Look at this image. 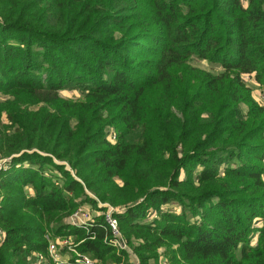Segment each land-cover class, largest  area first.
I'll use <instances>...</instances> for the list:
<instances>
[{
	"label": "trees",
	"instance_id": "16d2710c",
	"mask_svg": "<svg viewBox=\"0 0 264 264\" xmlns=\"http://www.w3.org/2000/svg\"><path fill=\"white\" fill-rule=\"evenodd\" d=\"M247 76L264 89V0H0V264H56L58 237L137 264L103 217L63 221L98 200L126 207L138 264L161 249L169 264H264V105Z\"/></svg>",
	"mask_w": 264,
	"mask_h": 264
},
{
	"label": "built area",
	"instance_id": "2783aa9c",
	"mask_svg": "<svg viewBox=\"0 0 264 264\" xmlns=\"http://www.w3.org/2000/svg\"><path fill=\"white\" fill-rule=\"evenodd\" d=\"M110 141L112 143L116 142L115 133H111ZM11 158H3L0 155V173L7 167V163ZM105 208L103 211L99 212L98 217H103L107 230L110 232L105 238V242L115 248L117 252L128 251L132 256L133 252L129 248L124 235L121 231L118 218L115 214L119 213L115 208L103 205ZM96 216L93 213L83 209L78 208L68 219L67 223L76 227H85L86 229H91L96 227ZM6 238L5 231L0 227V241H3ZM49 239V257L56 264H64L68 261L64 260V254L61 253L62 250H67L68 253H73L76 255V262L78 264H97L98 261L93 260L90 256L80 254L76 251V245L72 237H58L56 239ZM66 253V256H68ZM69 257V256H68ZM44 258L42 255H37V264H42ZM135 262L138 264V259L136 258ZM166 264V262H163Z\"/></svg>",
	"mask_w": 264,
	"mask_h": 264
},
{
	"label": "rangeland",
	"instance_id": "374dc122",
	"mask_svg": "<svg viewBox=\"0 0 264 264\" xmlns=\"http://www.w3.org/2000/svg\"><path fill=\"white\" fill-rule=\"evenodd\" d=\"M193 64L195 66L199 67V68H202V69H205V70H208V71H213V72L220 71V69L217 66L211 65V64L207 63L206 61L199 60L198 58H195L193 60ZM245 80L247 81L248 85L253 89V93H254L253 95L255 96V99L257 100V102H259L260 104L264 105V89L261 88V86L259 84H256L254 81H250L248 76L245 77ZM60 95L63 98H66V99H75L76 100V99H81L82 98L81 94L78 91L65 90V91H61ZM111 131L112 132L114 131L113 133H115V130H113V128H111ZM26 190L29 193H33V190L31 188H29V187H27ZM89 194L92 196V198H96L92 193L89 192ZM103 205H105V207L106 206H110V207L115 208L119 212V213L115 214V216L126 210V207H122V206L121 207H114V206L110 205L109 203H103V202H101L99 200L97 201V208L94 207L93 205H91L90 202L81 205L80 208H83V209L93 213V215L96 216V219H99L100 217H98V214H99V212H101L100 210L103 211L105 209L103 207ZM172 208L178 209V206L177 205H173ZM98 209H100V210H98ZM156 215H157V213L155 211H151V216H156ZM151 216H150V218H151ZM68 218L67 217L64 218L63 221L66 222ZM255 223H256V226H262V222L260 220H256ZM124 238H125V236H124ZM132 239H133L132 240V244L133 245H136V244L139 245L140 243H142L141 240H137L134 237ZM125 240H126V238H125ZM126 242H127V240H126ZM127 244H128V242H127ZM128 246H129L130 249L132 248V247H130L129 244H128ZM164 251H165V249L164 250L161 249V251H160V252H162V254L164 256L163 262H168V264H169L168 256L166 257V255L164 254ZM126 252H128V251H126ZM132 252H133V250H132ZM64 256H66V254H64ZM131 258H132V260L135 261L137 256L133 253ZM100 263L101 262H98L97 264H100Z\"/></svg>",
	"mask_w": 264,
	"mask_h": 264
},
{
	"label": "crops",
	"instance_id": "0c3cea01",
	"mask_svg": "<svg viewBox=\"0 0 264 264\" xmlns=\"http://www.w3.org/2000/svg\"><path fill=\"white\" fill-rule=\"evenodd\" d=\"M70 258L68 256H64V260L68 261Z\"/></svg>",
	"mask_w": 264,
	"mask_h": 264
},
{
	"label": "water",
	"instance_id": "95a60500",
	"mask_svg": "<svg viewBox=\"0 0 264 264\" xmlns=\"http://www.w3.org/2000/svg\"><path fill=\"white\" fill-rule=\"evenodd\" d=\"M11 160V159H10Z\"/></svg>",
	"mask_w": 264,
	"mask_h": 264
}]
</instances>
